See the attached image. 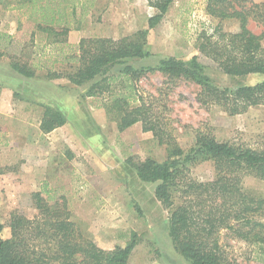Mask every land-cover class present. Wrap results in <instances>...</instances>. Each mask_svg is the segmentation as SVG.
Segmentation results:
<instances>
[{"label": "rangeland", "instance_id": "obj_1", "mask_svg": "<svg viewBox=\"0 0 264 264\" xmlns=\"http://www.w3.org/2000/svg\"><path fill=\"white\" fill-rule=\"evenodd\" d=\"M252 1L264 4V0ZM206 6L207 0H174L163 22L149 30L153 56L128 59L109 75H119L127 66L140 72V78L131 82L153 112L169 124L187 154L199 132L219 142L264 150V106L230 116L219 105L200 103L201 88L193 81L171 79L151 70L161 59L190 60L199 55L204 75L220 89L264 81L260 74L226 75L199 51L201 37L213 35L217 27L230 33L240 31L239 21L214 19L207 15ZM19 7L18 0L0 4V222L8 226L13 213L34 217L37 211L32 196L47 185L55 198L65 197L72 219L85 237L101 248L125 247L135 239L137 246L129 264H192L175 249L169 234L170 211L155 196L157 183L142 182L131 165L132 159L164 162L166 146H160L152 133H145L142 123L123 132L118 129L119 108L114 99L127 95L126 79L113 81L109 90L88 97L92 85L102 78L76 86L66 78L73 73L68 63L52 65L57 58L73 57L61 43L65 39L70 45L81 42L69 43L71 33L80 40L132 37L148 30V20L156 10L148 0H75L67 8L68 14H74L56 28L58 33L70 28L64 39L39 30L38 24L31 23L29 10ZM249 28L258 35L264 32V24L256 21H251ZM12 56L32 70L38 64L36 67L49 68L61 78H54L48 70L35 71L33 78L20 77L13 70ZM11 90L17 93L13 96ZM47 105L60 109L66 119V124L51 134L40 130ZM186 167L192 180L207 182L215 177L211 161L200 160ZM243 188L264 197V181L245 177ZM176 202L180 204L179 199ZM4 236H11L8 227ZM220 239L226 264H264L257 260L254 247L226 232Z\"/></svg>", "mask_w": 264, "mask_h": 264}, {"label": "trees", "instance_id": "obj_2", "mask_svg": "<svg viewBox=\"0 0 264 264\" xmlns=\"http://www.w3.org/2000/svg\"><path fill=\"white\" fill-rule=\"evenodd\" d=\"M4 1L0 0V4ZM18 1L19 9L29 10L31 23L38 24L39 30L64 39L68 36L70 28L67 25L61 28V33L56 32V28L66 24L69 16L74 14H68L67 8L75 0ZM148 2L156 10L148 20V30L120 40L82 39L78 45L62 40L73 57L57 58L52 65L68 63L73 73L66 78L76 86L102 78L92 85L88 97L109 90L113 81L126 79L127 95L114 99L119 108L118 129L123 132L142 123L145 133H152L160 146H166L168 158L164 162L154 158L132 159L131 165L142 182L157 183L156 199L170 211L169 234L175 249L183 257L192 264H226V252L220 241L221 234L226 232L233 239L254 247L257 260L264 263V197L243 188L245 177L264 181V150L219 142L215 137L199 132L187 154L169 130V124L153 112L131 82L140 78V72L127 66L119 75H109L111 69L128 59L144 60L153 56L148 43L149 30L163 22L174 0ZM206 13L221 22L239 21L240 31L230 33L217 27L213 35L201 37L203 43L199 51L226 75L264 76V32L258 35L249 28L251 21L264 24V4L252 0H207ZM10 59L13 70L26 78H33L39 70H48L54 78H61L49 68L36 67L38 64L33 65L32 70L17 56ZM151 70L171 79L193 81L201 88L200 103L219 105L230 116L264 106V81L255 86L220 89L204 75L199 55L190 60L161 59ZM65 124L62 111L47 105L40 123L41 132L49 134ZM200 160L213 163L214 179L196 181L185 173L188 163ZM32 200L37 211L34 217L13 213L8 226L0 222V264H129L137 246L135 239L125 247L106 250L85 237V232L72 219L65 197L55 198L53 190L46 185L43 191L33 194ZM7 227L11 233L9 238L4 236Z\"/></svg>", "mask_w": 264, "mask_h": 264}, {"label": "crops", "instance_id": "obj_3", "mask_svg": "<svg viewBox=\"0 0 264 264\" xmlns=\"http://www.w3.org/2000/svg\"><path fill=\"white\" fill-rule=\"evenodd\" d=\"M1 30L2 29H0V32H1ZM70 38H69V43H76V42H80L81 40L80 39H76V35H74V34H72L71 33V36H69ZM3 56V55H2ZM1 57V56H0ZM1 69V68H0ZM16 73V72H15ZM18 74V73H17ZM20 74H18V76H19ZM22 75H20V77H21ZM24 77V76H23ZM12 91V94H13V96H14V94L15 93H17L16 91H14V90H11ZM54 132V131H53ZM52 133V132H51ZM51 133H49V134H51ZM92 185H93V183H92ZM159 202V201H158ZM160 203V202H159ZM162 205V204H161Z\"/></svg>", "mask_w": 264, "mask_h": 264}]
</instances>
